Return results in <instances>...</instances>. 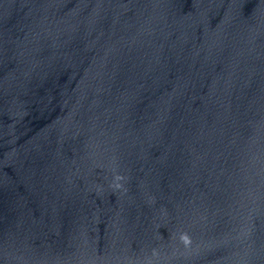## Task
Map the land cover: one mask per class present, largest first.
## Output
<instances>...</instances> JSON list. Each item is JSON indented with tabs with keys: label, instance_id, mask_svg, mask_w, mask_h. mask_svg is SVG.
I'll list each match as a JSON object with an SVG mask.
<instances>
[{
	"label": "water",
	"instance_id": "95a60500",
	"mask_svg": "<svg viewBox=\"0 0 264 264\" xmlns=\"http://www.w3.org/2000/svg\"><path fill=\"white\" fill-rule=\"evenodd\" d=\"M0 264H264V0H0Z\"/></svg>",
	"mask_w": 264,
	"mask_h": 264
}]
</instances>
